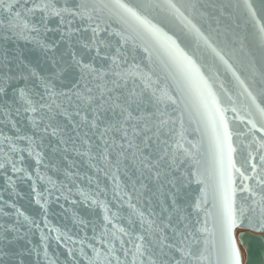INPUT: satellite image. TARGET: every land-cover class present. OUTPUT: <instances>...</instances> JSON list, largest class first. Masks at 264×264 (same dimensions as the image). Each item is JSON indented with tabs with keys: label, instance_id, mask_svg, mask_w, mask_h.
I'll return each instance as SVG.
<instances>
[{
	"label": "snow or ice",
	"instance_id": "6c2138e0",
	"mask_svg": "<svg viewBox=\"0 0 264 264\" xmlns=\"http://www.w3.org/2000/svg\"><path fill=\"white\" fill-rule=\"evenodd\" d=\"M207 7L0 0V176L39 217L0 194V264H242L235 230L264 232V18Z\"/></svg>",
	"mask_w": 264,
	"mask_h": 264
},
{
	"label": "water",
	"instance_id": "95a60500",
	"mask_svg": "<svg viewBox=\"0 0 264 264\" xmlns=\"http://www.w3.org/2000/svg\"><path fill=\"white\" fill-rule=\"evenodd\" d=\"M198 2L201 5L215 4L217 6L216 8L207 7L203 9V11H205V13L212 18L211 23L213 27H216L215 18L217 17L221 21V27L227 24H232L234 26L235 23L244 25V17L241 14H239L234 8L231 7L224 8L223 9L224 15H221V12L219 10L220 5H235L238 2V0H198ZM250 2L253 4V7L256 9L258 16L264 18V5L261 4V0H250ZM229 14H231V18L229 17ZM207 27L208 25L205 24L204 28L206 30ZM221 39H223L222 36ZM9 47H13V45H9ZM27 47L30 48L31 45H28ZM21 48H24L25 54H27V49L25 48L23 43H21ZM228 115L231 116L232 114L229 113ZM237 160L238 162L240 161L239 156L237 157ZM29 163H31V161H29ZM80 171L84 173L87 172L88 170L86 167L81 166ZM80 183L85 187L87 186L86 181H81ZM30 184H31L30 181H26L23 183L18 182L16 187L20 195L9 196L7 192H4L3 189L4 180L3 177L0 176V194L3 195L4 199H8L10 201L14 200L17 207L23 210L26 215L33 216L39 219V217L36 216L38 205L35 204L34 197L31 192ZM38 187L41 190L43 189V185H39ZM193 187L195 188L196 186L193 185ZM192 195L195 196L196 193H193ZM65 206L72 207L71 205L68 204H66ZM50 207L55 209V212L57 213L49 216V220L54 226L63 228L65 224H68V226L71 227L70 220H65L64 215H58L62 212L61 209H59L55 204L50 205ZM4 211L12 212L13 210L10 208H5ZM81 213L85 216L87 215V213L83 209H81ZM67 215L70 216L71 213H68ZM238 231L240 232L236 236ZM235 237H236L237 247L239 248V250L241 247L245 252L244 264H264V232H256L246 227H238L235 230ZM31 240L34 244L39 245L41 243L39 232H34L33 235L31 236ZM52 250L53 249H50V252ZM60 252H64V249L61 248Z\"/></svg>",
	"mask_w": 264,
	"mask_h": 264
},
{
	"label": "bare ground",
	"instance_id": "6f19581e",
	"mask_svg": "<svg viewBox=\"0 0 264 264\" xmlns=\"http://www.w3.org/2000/svg\"><path fill=\"white\" fill-rule=\"evenodd\" d=\"M239 232V231H238ZM238 234V233H237ZM237 234H236V236H237ZM239 244V243H238ZM241 248V247H240ZM241 250V249H240ZM241 257H242V261H244V263H245V252L243 251H241Z\"/></svg>",
	"mask_w": 264,
	"mask_h": 264
},
{
	"label": "rangeland",
	"instance_id": "374dc122",
	"mask_svg": "<svg viewBox=\"0 0 264 264\" xmlns=\"http://www.w3.org/2000/svg\"><path fill=\"white\" fill-rule=\"evenodd\" d=\"M239 232H240V231H239ZM239 232H237V233H239ZM237 235H238V234H237ZM240 249H241L240 251H242V252L244 251L242 248H240ZM243 264H244V261H243Z\"/></svg>",
	"mask_w": 264,
	"mask_h": 264
}]
</instances>
